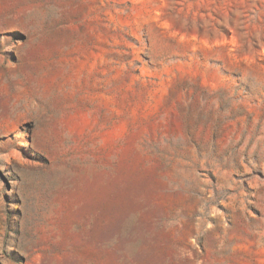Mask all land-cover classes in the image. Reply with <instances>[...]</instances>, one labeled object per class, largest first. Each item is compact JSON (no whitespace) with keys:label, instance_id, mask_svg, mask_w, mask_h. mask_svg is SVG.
<instances>
[{"label":"rangeland","instance_id":"obj_1","mask_svg":"<svg viewBox=\"0 0 264 264\" xmlns=\"http://www.w3.org/2000/svg\"><path fill=\"white\" fill-rule=\"evenodd\" d=\"M0 264H264V0H0Z\"/></svg>","mask_w":264,"mask_h":264}]
</instances>
